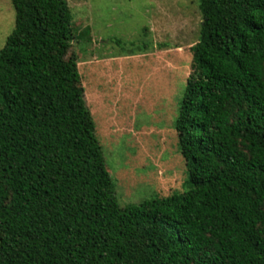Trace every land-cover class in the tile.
<instances>
[{"label":"trees","instance_id":"1","mask_svg":"<svg viewBox=\"0 0 264 264\" xmlns=\"http://www.w3.org/2000/svg\"><path fill=\"white\" fill-rule=\"evenodd\" d=\"M11 4L0 264H264V0H199L175 123L183 191L125 207L70 52L89 30L76 34L64 0Z\"/></svg>","mask_w":264,"mask_h":264},{"label":"rangeland","instance_id":"2","mask_svg":"<svg viewBox=\"0 0 264 264\" xmlns=\"http://www.w3.org/2000/svg\"><path fill=\"white\" fill-rule=\"evenodd\" d=\"M72 26L89 30L70 52L121 207L183 191L175 123L200 37L199 0H64ZM0 0V49L14 28ZM134 53V55H133Z\"/></svg>","mask_w":264,"mask_h":264}]
</instances>
